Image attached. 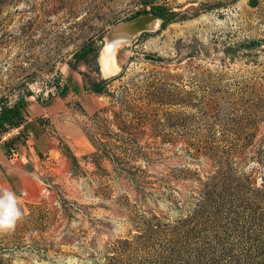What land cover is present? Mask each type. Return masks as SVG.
Wrapping results in <instances>:
<instances>
[{"label": "rangeland", "instance_id": "rangeland-1", "mask_svg": "<svg viewBox=\"0 0 264 264\" xmlns=\"http://www.w3.org/2000/svg\"><path fill=\"white\" fill-rule=\"evenodd\" d=\"M80 81L46 155L95 199L17 195L0 264H264V0H0V111Z\"/></svg>", "mask_w": 264, "mask_h": 264}, {"label": "crops", "instance_id": "crops-1", "mask_svg": "<svg viewBox=\"0 0 264 264\" xmlns=\"http://www.w3.org/2000/svg\"><path fill=\"white\" fill-rule=\"evenodd\" d=\"M89 97L92 98L80 81V83L75 82L73 85L65 84L54 92L31 94L22 98L17 105L18 116L23 120L24 131L28 134V148L24 144H18L17 151L20 155L26 154L27 160L9 158L7 147L10 142L1 137L0 189L7 188L16 191L19 197L24 195L27 197V194L35 193L37 190L36 195L38 197L39 182L35 172L41 167L44 156L53 150L43 129L45 119L47 118L54 127L62 124L68 117H63V114L69 113L72 104L79 102L86 105L89 103ZM60 168L63 169L64 165L62 164ZM73 179V183L69 181L62 183L63 187L66 185L78 186L77 190L85 196L81 197L72 193L73 198H69L77 199L78 202L87 199V191L80 187L82 184L77 178Z\"/></svg>", "mask_w": 264, "mask_h": 264}, {"label": "built area", "instance_id": "built-area-1", "mask_svg": "<svg viewBox=\"0 0 264 264\" xmlns=\"http://www.w3.org/2000/svg\"><path fill=\"white\" fill-rule=\"evenodd\" d=\"M23 127L24 126L22 122H18L17 124L11 125L5 124V131L2 138H4L5 141L10 142L8 144L9 146L7 147V154L9 158L26 161L27 155H20L17 151L18 144H24L28 148V134L24 131ZM43 163L46 164L47 167L49 166L50 168L43 170ZM61 164L62 161L59 156L52 157L50 154L44 156L43 160L41 161V167L35 172L36 178L39 182V196L42 200H47L48 204H51L59 209H62V205L69 200L72 209H76L78 212L83 214V209L79 206L81 203H72L70 198H67L63 190L64 187L62 183L55 181V177H53L52 173L50 172L51 168H55L54 170L59 169ZM68 176L73 179L70 171L68 173ZM86 195L88 200L95 199V196L91 195L89 192ZM113 230H117V227L112 226L111 231Z\"/></svg>", "mask_w": 264, "mask_h": 264}, {"label": "trees", "instance_id": "trees-1", "mask_svg": "<svg viewBox=\"0 0 264 264\" xmlns=\"http://www.w3.org/2000/svg\"><path fill=\"white\" fill-rule=\"evenodd\" d=\"M251 4H254V0H251ZM152 15L159 19V29H163L166 27L167 24H169L172 21H175V12L172 11L170 8L164 6V5H151L149 10H142L140 12H136L128 17V19H133L138 17L139 15ZM147 32H142L141 35H145ZM91 46L89 44L83 46L80 50L73 53L75 60H81L83 59L90 51ZM89 89L93 92H101L103 89V82L100 81H92L89 85ZM0 116L3 118L6 123H1V126L5 128V124H17L21 117L18 116V107L15 106V108H9L7 110L0 111Z\"/></svg>", "mask_w": 264, "mask_h": 264}, {"label": "clouds", "instance_id": "clouds-1", "mask_svg": "<svg viewBox=\"0 0 264 264\" xmlns=\"http://www.w3.org/2000/svg\"><path fill=\"white\" fill-rule=\"evenodd\" d=\"M19 198L11 189H0V232H11L23 219Z\"/></svg>", "mask_w": 264, "mask_h": 264}]
</instances>
